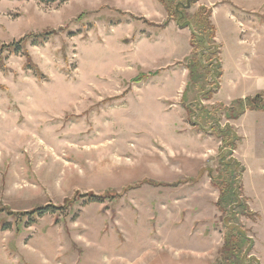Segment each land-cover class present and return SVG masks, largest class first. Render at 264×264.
Returning a JSON list of instances; mask_svg holds the SVG:
<instances>
[{"label": "rangeland", "instance_id": "obj_1", "mask_svg": "<svg viewBox=\"0 0 264 264\" xmlns=\"http://www.w3.org/2000/svg\"><path fill=\"white\" fill-rule=\"evenodd\" d=\"M202 8L221 41L207 39L199 57L220 58L222 75L187 88L192 29L163 26L160 0H0V49L55 30L0 62V219L11 224L0 230V264H216L225 236L208 171L219 166L217 119L243 137L233 157L258 216L239 223L264 264V121L225 111L258 94L242 90V74L264 77V43L235 50L238 33L244 44L264 35V0H197L190 13ZM185 105L213 110L197 119L204 130ZM107 191L116 199L82 196ZM68 201L34 220L5 211Z\"/></svg>", "mask_w": 264, "mask_h": 264}, {"label": "trees", "instance_id": "obj_2", "mask_svg": "<svg viewBox=\"0 0 264 264\" xmlns=\"http://www.w3.org/2000/svg\"><path fill=\"white\" fill-rule=\"evenodd\" d=\"M185 1L186 0H160L168 14V20L163 26H167L173 21L180 28L192 29L191 43L195 55L190 58V62L188 63L190 81L187 84V88L193 85L201 87V83L206 81V79L208 81L209 76L219 79L222 75L220 58L215 64L212 62L209 66H204L202 58L206 57L205 55L208 57L209 54L201 52V57H199V51L204 48V43L207 39L209 44H217L215 40L216 27L211 20L212 10L202 8L196 13L191 14V5L195 4L197 0H187V4ZM196 28L199 29V32ZM54 32L55 30H49L42 33L29 34L17 42L3 45L0 49V62L5 52H22L28 41H32L34 44H42L54 34ZM144 78H146V75H141L137 78V81L140 82ZM201 90L204 89L202 88ZM208 93H210V91ZM210 97L211 96L208 98ZM236 103L238 104L236 107L225 106L226 115L230 120L239 119L247 109L264 111V92L258 93L253 98L240 99ZM185 107L189 113V121L194 126L201 125L200 121L197 119L201 120L203 115L207 118L211 117L213 113V110H208L205 107L197 108L199 112L192 110L191 105H185ZM195 116L196 120H194ZM200 127L204 130L203 126ZM210 128L212 129L211 133L222 142L220 149L221 153L218 160L219 166L216 169L208 168L211 184L219 191L216 207L221 213V221L225 228L224 243L219 250L216 264H260L258 259L252 255L255 243L254 239L250 237L249 230L246 229L242 223H239L240 217H247L254 220L258 216L257 212L253 211L249 204V199L245 195L244 185L241 181V176L243 172H245V167L237 158L233 157L234 151L238 148L237 141L239 140L241 142L242 138L232 125L227 123L225 126H221L220 120L218 119ZM228 149H230V152L227 155L225 151ZM171 185L178 186L179 183L177 182ZM110 192L112 191H107L105 194L101 195L90 192L82 196L86 198L89 203H102L107 199L111 201L116 199L117 196L111 195ZM71 203L72 202L68 201L67 206L47 204L45 206L35 207L27 212H15L9 210V208H6L5 211H8L7 213L9 215L14 216L16 219L18 218L20 221L25 220V217L34 220L38 216L64 211ZM9 227H11V224H9L6 219H0V230H6Z\"/></svg>", "mask_w": 264, "mask_h": 264}, {"label": "crops", "instance_id": "obj_3", "mask_svg": "<svg viewBox=\"0 0 264 264\" xmlns=\"http://www.w3.org/2000/svg\"><path fill=\"white\" fill-rule=\"evenodd\" d=\"M223 10H225L224 11V14L226 15V17H228V15H227V13H230V12H228L227 11V7H224V8H222ZM227 12V13H226ZM215 18H216V15H214V17H212V19H214L215 20ZM171 23H173V24H175L174 25V28H175V26H176V28L175 29H177L178 30V32H181V31H183V30H185V29H182V28H180L175 22H173V21H171L170 22V24ZM170 24H168V26L166 27V28H171V27H173V26H170ZM215 27H216V37H215V40L217 41V38L221 41V38H220V27L218 26V24H217V22L215 21ZM165 28V29H166ZM237 33H238V31H237ZM248 33V31L247 30H245V32H244V34H247ZM239 34V38H238V45H237V47H236V49L235 50H244L245 49V47H247V46H250V47H253V48H257V42L258 41H260L261 42V44H263L264 43V35L262 36L261 34H260V37H257L256 35H254V34H249L250 36H252V38L250 39H248V42L249 43H247V44H244V43H246V42H243V43H241V39H240V37H241V35H240V33H238ZM248 38V37H247ZM252 39H255L254 41H253V43H252ZM257 40V42H255ZM217 44H219V43H217ZM248 49V48H247ZM221 50H222V47H221ZM223 53V52H222ZM234 56L235 55H233V58H234ZM235 59V58H234ZM225 61V60H224ZM235 61H236V59H235ZM244 61H246L245 59H244ZM222 63H224V67L225 66H227L226 65V63L225 62H223L222 61ZM239 59H237V65H239ZM241 66H243V62H242V60H241V63H240V67ZM239 67V68H240ZM245 69H247V67L246 68H244V70ZM242 71H243V69H242ZM242 71L239 73V74H242ZM243 76L242 77H246L247 78V81H244V85H242L241 84V86H242V90L244 89L245 90V92L247 93V94H249V96L250 95H255L256 93H260V92H264V77L263 78H261V79H256V80H254V79H250V77L252 76V74L247 70V72L246 73H244V74H242ZM224 76H226V73H225V71H224ZM240 83H241V81H240ZM240 86V87H241ZM239 91V93H240V91L241 90H238ZM242 116H246V117H249L250 118V120H253V122L255 123V121L259 118V120H262V121H264L263 119H264V111H259V110H249V109H247L246 110V112L242 115ZM238 120V119H237ZM252 122V121H251ZM252 122V124H254ZM235 128V127H234ZM239 134V133H238ZM240 135V134H239ZM241 136V135H240ZM241 138H242V140H243V137L241 136Z\"/></svg>", "mask_w": 264, "mask_h": 264}]
</instances>
